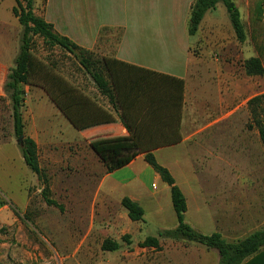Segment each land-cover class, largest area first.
Returning <instances> with one entry per match:
<instances>
[{
    "label": "crops",
    "instance_id": "obj_1",
    "mask_svg": "<svg viewBox=\"0 0 264 264\" xmlns=\"http://www.w3.org/2000/svg\"><path fill=\"white\" fill-rule=\"evenodd\" d=\"M195 1L46 0L40 10L41 1L35 0L36 14L51 24L60 36L87 51L100 49L99 42L107 31H118L113 56L104 57L123 63L124 72L146 71L183 82V96L178 100L167 96L166 87L151 93L149 98L142 95L130 98L129 125L137 137L126 131L108 106L82 88L80 104L70 105L68 76L47 61L36 59L24 90L31 103L41 100L45 104L42 108L35 103L31 109H34V117H44L47 134L56 131L70 134L71 142L76 139L82 148L92 146L96 149L101 145L109 147L107 151L112 147L125 149L139 145L143 148L142 152L135 154L121 152L120 160L128 162L106 178L108 193L115 196L120 204L124 198L138 203L144 209V221L148 212L158 221H164L166 215L177 220L170 187L145 161L146 154L152 153L174 177L186 198L187 211H195L199 215L200 224H197V219L195 223L200 228H207L209 235L216 233L228 242H236L264 228V145L249 109V102L264 94V90L260 91V78L264 75L248 76L244 68L245 61L250 58H261L263 64L264 58L258 54L245 59V48L236 38L235 46H232L236 50V60L230 63L233 65L240 61L243 75L235 76L227 70L229 62L216 65L215 79L211 78V81L218 93L206 98L204 120L186 121L189 92L194 83L193 70L203 63V59L194 52L192 38H197L196 43L207 42L210 50L229 48V44L219 45L225 37L219 15L231 36L236 37L220 4L205 15L197 34L190 36V11ZM3 3L9 5L1 7ZM234 3L241 19L244 13L246 20L250 7L253 5L254 12L257 1L234 0ZM15 6V0H0V97L5 93L8 73L14 68L20 52L22 27L13 14ZM245 20L242 23L246 31ZM258 34L264 35V30L258 27ZM70 110L80 114V125L76 128L67 119ZM37 122L35 118V126ZM69 137L65 141L67 144ZM31 139L35 141L33 135ZM7 145L17 147L15 143L6 142L0 144V149ZM16 150L18 167L25 168L36 183L38 176L26 165L21 146ZM1 155L0 172L4 171L6 160L4 154ZM179 175L184 180L183 185L188 186L185 191L177 182ZM23 182L26 198L23 207H29L27 179ZM2 207L0 213L7 206ZM120 208L124 223L141 235L143 222H132L127 211ZM164 240L166 238H159L161 247Z\"/></svg>",
    "mask_w": 264,
    "mask_h": 264
},
{
    "label": "rangeland",
    "instance_id": "obj_2",
    "mask_svg": "<svg viewBox=\"0 0 264 264\" xmlns=\"http://www.w3.org/2000/svg\"><path fill=\"white\" fill-rule=\"evenodd\" d=\"M40 1L39 8L42 10L44 0ZM23 4L27 6L26 2ZM6 5L9 4L3 3L1 7ZM33 5L35 10V3ZM222 7L225 18L227 17L230 23L227 10ZM252 7L246 20L240 8L243 13L242 22L245 20L248 35L247 41L243 43L245 59L260 52L264 58V35L259 34L261 37L257 44L252 39ZM35 15L40 16L36 13ZM218 20L221 21V30L225 34L219 45L229 44L231 45L229 48L216 46L217 49L210 50L207 42L196 43L195 37L191 40L194 52L201 60L203 59V63L193 70L194 83L189 92V108L185 113L188 122L204 120L206 98L210 99L218 93L211 81L216 74V65H222L223 61L230 63L236 60V50L232 47L235 46L236 37H232L228 32L222 16L219 15ZM32 41V54L36 59L61 68L68 76L70 105L80 104L82 88L114 113L108 99L99 93L91 72L80 65L79 58L59 47L45 44L38 36L33 37ZM117 41L118 31H107L99 42L100 49L93 51L94 60L113 56ZM227 70L235 76L243 75L240 61L238 64L230 63ZM260 80V91L263 92L264 77ZM25 88L26 86L22 87L23 90ZM23 98L25 136L31 138L33 135L36 141L34 142L39 145L37 149L41 177L38 176L37 182L34 183L31 174L25 168L18 167L16 148L20 147V144L14 130L13 105L10 96L5 92L0 97V144L12 142L17 147L7 145L0 149V155L4 154L6 158L3 167L5 172H0V209L7 206L6 210L0 213V264H220L217 251L207 250L189 242L175 243L166 239L161 250L140 246L148 237L158 238L162 230H173L177 226V220L174 216L172 218V215H166L164 221H158L148 212L145 221L141 223L143 226L141 235H138L135 228L124 223L121 204L115 196L108 193L106 178L113 171L107 154L114 151L120 154L121 152L135 154L142 152L143 148L138 144V147L127 146L125 149L112 147L109 151H107L109 147L82 148L76 143V139L71 142L73 139L70 134L66 135L61 131L47 134L44 131V117H34V109H31V105L34 106L35 103L42 108L45 104L41 100L31 103L26 90ZM262 110L264 117V101ZM35 118L38 119L37 126L34 125ZM67 119L75 128L76 125H80V114L74 110H70ZM128 133L137 137L132 127ZM68 137L70 142L67 144L65 141ZM103 154L106 155L105 158ZM12 157H15V160H12ZM25 178L29 191V207H23L26 201L22 190ZM177 179L184 191L187 190L188 186L183 185L182 176L179 175ZM45 196L60 204L63 211L48 206ZM198 216L195 211L189 210L185 221L202 234L209 235L207 228H200L197 225L200 224ZM125 236L130 237V244L123 241ZM105 239L119 242L120 249L116 252H104L101 245Z\"/></svg>",
    "mask_w": 264,
    "mask_h": 264
},
{
    "label": "trees",
    "instance_id": "obj_3",
    "mask_svg": "<svg viewBox=\"0 0 264 264\" xmlns=\"http://www.w3.org/2000/svg\"><path fill=\"white\" fill-rule=\"evenodd\" d=\"M46 0H44L45 2ZM16 6L13 14L18 18L22 27V36L20 43V52L15 61L14 68L10 69L4 90L10 96L13 105L14 130L17 138L23 136L22 154L26 165L30 170L41 177V169L38 163V149L36 143L25 136L22 109L24 107V90L30 81V71L36 61L32 54V38L40 37L44 43L51 47H59L73 56L80 59V65L91 72L92 79L99 93L109 101L114 113L121 120L122 124L129 132V104L132 96L142 95L150 97L158 89L165 88L167 96L171 100L182 98L184 92L183 82L160 76L146 71L124 72L123 63L111 57H103L102 60H94V53L87 51L66 37L60 36L55 32L53 26L48 24L41 16L34 13L35 0H15ZM26 2L27 6L23 3ZM225 6L236 38L243 44L246 39L245 27L242 23L241 14L234 0H196L190 11L189 35L195 36L199 30L205 15L209 11L216 10L219 4ZM264 0H258L255 10L252 14V39L256 42L261 37L258 34V27L264 30ZM260 50V46H258ZM262 55V52H260ZM244 68L248 76H263L264 64L261 58L252 57L245 61ZM130 99V100H129ZM264 95L253 98L249 102V109L252 115L253 124L258 129L261 141L264 145V117L262 115V103ZM131 135V134H130ZM133 136V135H131ZM134 137V136H133ZM135 138V137H134ZM135 140V139H134ZM136 143V142H135ZM104 148L102 145L96 147ZM111 170L124 166L128 161L120 160V153L107 154ZM105 154L103 157L105 158ZM146 163L161 177L162 181L171 189V200L176 213L178 226L173 230H166L157 237H148L140 245L143 248H153L161 250L159 238L173 239L176 241L186 240L205 246L207 249L216 250L220 255V264H264V228L254 232L244 240L228 242L219 234L204 235L192 228L185 221L187 212L186 198L177 186L176 181L170 171L161 166L152 153L145 156ZM48 206L56 207L63 211V207L56 201L47 196L44 197ZM122 207L127 211L128 217L132 222H144V209L129 198H124L121 202ZM130 237L125 236L123 241L127 244ZM101 249L104 252H116L120 249V244L112 239H105L102 242Z\"/></svg>",
    "mask_w": 264,
    "mask_h": 264
},
{
    "label": "water",
    "instance_id": "obj_4",
    "mask_svg": "<svg viewBox=\"0 0 264 264\" xmlns=\"http://www.w3.org/2000/svg\"><path fill=\"white\" fill-rule=\"evenodd\" d=\"M23 139H24L23 136L18 138V143L20 144L21 147L23 146Z\"/></svg>",
    "mask_w": 264,
    "mask_h": 264
}]
</instances>
